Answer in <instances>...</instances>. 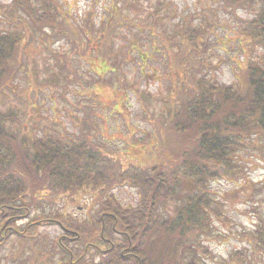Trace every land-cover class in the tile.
<instances>
[{"label": "trees", "instance_id": "trees-1", "mask_svg": "<svg viewBox=\"0 0 264 264\" xmlns=\"http://www.w3.org/2000/svg\"><path fill=\"white\" fill-rule=\"evenodd\" d=\"M227 2L233 9L257 11L252 19L243 20L240 33L262 48L261 55L245 58L236 83L216 84L206 71L211 66L210 25H186L178 34L166 35L172 87L161 100L164 112L155 118L150 140L137 138L120 149L94 140L89 105L79 133L66 138L45 131L38 136L26 110L21 115L13 107L0 109V244L16 234L34 250L36 225L57 223L63 233L53 239L52 250L59 257L54 264H209L204 238L213 235V219H226L211 183L236 178L243 153L264 155V0ZM124 8L143 11L133 2H126ZM111 11L100 24V33L92 35L93 25L75 23L57 0H11L0 9L13 22L10 30H0V94L11 90L24 66L29 72L33 68L23 63L27 44L35 41L34 31L42 34L47 47L65 38L74 52L86 57L97 75L94 84L81 87L88 99L95 97L93 88L110 87L114 80L104 75L119 67L108 62L114 51V30L125 20L130 23L117 4ZM25 20L33 31L23 32ZM53 54L63 62L56 65V74L64 79L61 86L67 83L65 71L77 78L68 56ZM56 74L43 82L58 87ZM115 80L116 90L125 91L126 75L121 73ZM115 104L121 107L120 100ZM135 149L143 157L136 159ZM135 159L137 163L132 162ZM123 185L137 189L135 205L125 206L113 194ZM83 193L98 208L80 226L62 210L50 207L30 216L32 209L45 207L41 203L53 205L62 198L70 202ZM260 215L253 229L244 233L254 253L250 264L259 263L256 254L264 263V217ZM29 216L23 226L15 225ZM242 253H232L239 264L246 260ZM31 260L28 256L17 264Z\"/></svg>", "mask_w": 264, "mask_h": 264}, {"label": "rangeland", "instance_id": "rangeland-1", "mask_svg": "<svg viewBox=\"0 0 264 264\" xmlns=\"http://www.w3.org/2000/svg\"><path fill=\"white\" fill-rule=\"evenodd\" d=\"M10 1L0 0V9H6ZM57 1L63 5L64 11L75 23L86 28L92 24V35L100 33V24L110 17L115 4L130 23L125 20L114 30V51L109 52L108 62L118 63L119 67L104 75L114 81L107 89L93 88L91 93L95 97L91 99H88L81 87L94 84L93 79H96L97 75L86 57L74 52L65 38L47 47L40 32L32 33L35 41L27 44L23 64H32L34 69H29L30 73L23 65L24 68L19 71L10 86L11 90L0 94V109L13 107L18 109L20 114L26 110L30 116L29 123L37 125L35 131L38 136L44 131L63 138L69 137L72 132L78 134L80 119L89 111V105L93 107V111L89 113L90 119L93 120L91 133L94 140L120 149L126 146L127 142H134L137 138H153L156 129L155 118L164 112L161 100L169 95V89L172 87L168 46L165 45L164 38L168 34H178L186 25L212 27L207 30L211 66L206 71L213 83H236L239 66H242L247 58H259L262 53L258 44L250 38H244L240 33L243 20L252 19L257 11L250 7L233 9L228 0ZM126 2H133L139 7L138 10L143 11L140 13L124 8ZM12 25L13 22L0 14L1 31L10 30ZM22 28L23 32H31L34 29L28 20H25ZM54 52L67 55L70 65L77 73L75 78L72 73L65 71L68 79L63 86L62 74H56L59 71L56 65L63 62L54 58ZM91 52L94 55V52ZM54 73L59 78V86H47L43 80ZM121 73L126 75L127 85L125 91L120 93L116 90L119 86L115 78ZM33 74L35 79L31 78ZM117 100H120L121 107L115 104ZM134 153L136 159L144 154L139 149H135ZM136 159L132 162L137 163ZM240 162L242 170L236 174V178L220 179L211 183L213 195L219 199L226 219H213V235L204 238V244L210 252L205 257L209 264H239L232 255L235 251L243 252L246 257L243 264H250V260L254 258L244 233L253 229L259 213L264 217V155L256 152L243 153ZM112 192L125 206H133L137 202L138 191L134 187L123 185L114 188ZM41 204L45 207L37 206V209H32L30 216L37 214L42 208L47 210L50 207L57 211L62 210L68 218L75 219L76 226L82 225L88 220L90 211L98 208L91 205L90 195L84 193L70 202L62 198L53 205ZM30 216L16 220L15 225L23 226L30 220ZM35 232L38 238L31 247L34 250L16 234L9 235L4 243L0 244V264L22 263L28 256L32 260L25 264H54L59 257L57 251L52 250V243L54 237L63 233L62 228L57 223H48L36 225ZM90 251L83 255L89 257ZM256 257L258 264H264L260 254H256Z\"/></svg>", "mask_w": 264, "mask_h": 264}]
</instances>
